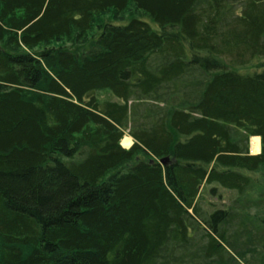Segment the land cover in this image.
<instances>
[{"label":"trees","instance_id":"16d2710c","mask_svg":"<svg viewBox=\"0 0 264 264\" xmlns=\"http://www.w3.org/2000/svg\"><path fill=\"white\" fill-rule=\"evenodd\" d=\"M0 264H264V0H0Z\"/></svg>","mask_w":264,"mask_h":264},{"label":"rangeland","instance_id":"374dc122","mask_svg":"<svg viewBox=\"0 0 264 264\" xmlns=\"http://www.w3.org/2000/svg\"><path fill=\"white\" fill-rule=\"evenodd\" d=\"M135 17H140V18H143V19L149 21V18L145 13L137 10L136 7L131 4L130 7L124 13H121V14H116L113 12L105 13L98 18L97 22L101 23V24L104 22H113V23L122 24V23L129 21L132 18H135ZM96 31H97V27H95V29H93V31L87 35V39H85L84 41L88 42V40L92 37V35ZM81 43L82 42L78 39L77 40H74V39L70 40V39L63 38V39L53 41L50 44L39 45V46L34 47V48H25V50H29L31 52H36V51L42 50V49L47 48V47H70V48L76 49L77 47H79L81 45ZM97 95H98L100 100L108 99L111 97V95L108 91L98 92ZM125 137L122 140V145H125V147H127L128 141L130 142V139L128 138L129 137L128 132H126ZM254 139H256V138H254ZM255 142H256L255 140H252V142H250L251 143L250 147L252 146L253 151H259V150H257V147L255 148L253 145ZM222 193H223L222 197L211 196V195H208V193H204L205 198L211 204L214 205V206L210 207L208 203H205L204 208L206 210H208V209L212 210L213 208H218L220 206L227 205L230 202L231 193H229V192H222Z\"/></svg>","mask_w":264,"mask_h":264},{"label":"crops","instance_id":"0c3cea01","mask_svg":"<svg viewBox=\"0 0 264 264\" xmlns=\"http://www.w3.org/2000/svg\"><path fill=\"white\" fill-rule=\"evenodd\" d=\"M125 138H126V137H125ZM129 138L131 139L130 145H128L127 147H125V145H123L125 148H130L131 145H132L133 142H134L132 137L129 136ZM254 138H256L255 141H256L257 139L259 140V144H260V145H259V149H258L259 151H253L252 146H251V147H250V153H251V154H259V153L261 152V149H262V146H261V138H260V137H257V136H256V137H251V138H250V142H252V140H253ZM250 144H251V143H250Z\"/></svg>","mask_w":264,"mask_h":264},{"label":"bare ground","instance_id":"6f19581e","mask_svg":"<svg viewBox=\"0 0 264 264\" xmlns=\"http://www.w3.org/2000/svg\"><path fill=\"white\" fill-rule=\"evenodd\" d=\"M129 138V137H128ZM130 139V138H129ZM253 140H255V139H253ZM130 142H131V139H130ZM130 142L128 141V145L130 144ZM127 145V146H128ZM254 145V147L256 148L257 147V150L259 149V140H256V142L253 144Z\"/></svg>","mask_w":264,"mask_h":264},{"label":"water","instance_id":"95a60500","mask_svg":"<svg viewBox=\"0 0 264 264\" xmlns=\"http://www.w3.org/2000/svg\"><path fill=\"white\" fill-rule=\"evenodd\" d=\"M167 160H168V158L162 159L161 160V163L166 164L167 163Z\"/></svg>","mask_w":264,"mask_h":264}]
</instances>
